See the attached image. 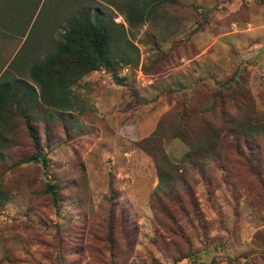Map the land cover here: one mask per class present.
<instances>
[{"label":"rangeland","instance_id":"374dc122","mask_svg":"<svg viewBox=\"0 0 264 264\" xmlns=\"http://www.w3.org/2000/svg\"><path fill=\"white\" fill-rule=\"evenodd\" d=\"M125 1L0 0V80L42 61L77 9L127 29ZM167 14L181 21L173 37L155 44L147 25L131 36L138 67L93 72L73 87L79 107L65 125H49L48 147L35 119L47 168L19 165L35 146L13 123L0 163V264H264V172L259 184L232 155L226 172L211 157L199 175L183 164L187 147L166 137L170 175L183 183L156 190L159 168L146 143L166 120H184L191 132L209 123L226 145L242 115L264 120V0H179Z\"/></svg>","mask_w":264,"mask_h":264},{"label":"trees","instance_id":"16d2710c","mask_svg":"<svg viewBox=\"0 0 264 264\" xmlns=\"http://www.w3.org/2000/svg\"><path fill=\"white\" fill-rule=\"evenodd\" d=\"M178 1L126 0L121 4V8L125 11L127 29L122 24L113 22V19L106 17L101 11L77 9L68 18L58 44L42 61L32 64L28 69H22L19 72L21 76L13 81L2 79L7 74L5 70L0 80V163L14 143L13 139L8 138L11 126L15 121H20L25 126L35 150L31 157L19 161V165L36 162L47 168V154L40 149L38 132L32 126L35 119L44 121V140L48 147L51 142L48 137L49 125L62 122L65 125V121L71 117L70 112L79 107L73 87L93 72L105 70L112 73L122 68L138 67L139 50L131 38L134 31L144 25L153 27L154 31L148 35L157 39L155 44L176 35L181 21L168 15L167 10ZM22 51L20 49L18 53ZM26 73L29 81L24 77ZM124 79L117 81L123 83L127 78ZM220 93V90L216 92L217 95ZM183 118L186 120V117ZM164 123L168 124L167 128L162 122L159 123L146 140V143L151 145L146 147L147 152L153 151L150 154L159 168V185L156 190L165 184L171 191L173 182L183 183L182 179L178 181L170 175L173 163L161 144L166 137L179 140L187 147V152L182 157L183 164L199 175L208 169L207 160L211 157L218 170L226 172V159L234 155L245 164L258 183L262 184L264 168L260 166V161L263 160L264 146L258 144V141L264 139V120H259L257 116L250 119L242 115L234 121L237 132L232 135L236 139H232L231 145H226L221 131L209 123L206 124V130L200 132L184 129V120L175 123L166 120ZM240 139L244 140L251 150L248 147L241 148L238 143ZM219 140L220 146L217 144ZM46 192L56 200V184L46 185ZM6 202L7 197L0 192V205ZM190 257L191 254L187 259ZM183 259L186 258L180 257L175 264Z\"/></svg>","mask_w":264,"mask_h":264},{"label":"crops","instance_id":"0c3cea01","mask_svg":"<svg viewBox=\"0 0 264 264\" xmlns=\"http://www.w3.org/2000/svg\"><path fill=\"white\" fill-rule=\"evenodd\" d=\"M11 23H20V21L17 19V20H11ZM19 27V24L17 25Z\"/></svg>","mask_w":264,"mask_h":264}]
</instances>
